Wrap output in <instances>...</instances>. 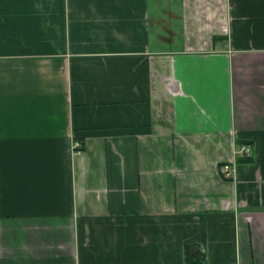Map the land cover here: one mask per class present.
I'll list each match as a JSON object with an SVG mask.
<instances>
[{"label": "crops", "instance_id": "1", "mask_svg": "<svg viewBox=\"0 0 264 264\" xmlns=\"http://www.w3.org/2000/svg\"><path fill=\"white\" fill-rule=\"evenodd\" d=\"M188 247L264 264V0H0V264Z\"/></svg>", "mask_w": 264, "mask_h": 264}, {"label": "built area", "instance_id": "2", "mask_svg": "<svg viewBox=\"0 0 264 264\" xmlns=\"http://www.w3.org/2000/svg\"><path fill=\"white\" fill-rule=\"evenodd\" d=\"M74 148L80 151L82 149V145L79 143H76L74 144ZM252 154L253 152H252V148L250 147V145H244L240 147L238 151V155H240V157L242 158H247V159L251 158ZM221 173L223 174L224 178L231 180L234 174V163L223 165V167L221 168Z\"/></svg>", "mask_w": 264, "mask_h": 264}, {"label": "trees", "instance_id": "3", "mask_svg": "<svg viewBox=\"0 0 264 264\" xmlns=\"http://www.w3.org/2000/svg\"><path fill=\"white\" fill-rule=\"evenodd\" d=\"M250 160L252 159H248L245 161H250ZM186 260L191 264H203L205 260V256L204 253L198 247H194L192 249L188 247L186 249Z\"/></svg>", "mask_w": 264, "mask_h": 264}]
</instances>
